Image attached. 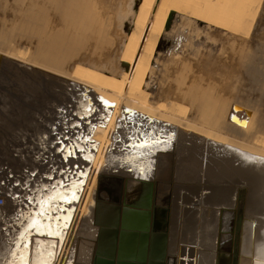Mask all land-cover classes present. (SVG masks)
Wrapping results in <instances>:
<instances>
[{
	"label": "rangeland",
	"instance_id": "374dc122",
	"mask_svg": "<svg viewBox=\"0 0 264 264\" xmlns=\"http://www.w3.org/2000/svg\"><path fill=\"white\" fill-rule=\"evenodd\" d=\"M66 1L0 0V197L5 199L0 206V240L8 236L14 223L10 220L20 215L18 210L34 205L30 198L36 197L38 184L54 187L47 181H61L67 185L87 169L91 181L73 224L70 258L73 256V264H92L102 231L96 215L121 203L111 200V191H118L131 176L164 179L173 155L169 264H198L200 258L199 264H215L219 211L237 209V196L243 189L242 234L247 238L249 221L255 222L254 264H264V151L166 115L167 109L222 130L229 131L230 126L237 129V135L264 144V0H231L227 6L226 0H219L222 8H231L240 20L245 16L250 20L254 7H261L252 33L239 36L206 23L196 24L186 16L170 17L156 41L153 68L148 58L145 63L138 59L140 75L134 88L127 83L134 54L113 53L131 32L140 5L148 12L152 0H92L93 5L91 0ZM70 5L84 7L89 20L96 17L84 22L74 19V30L71 19L60 10ZM145 10L143 14L148 16ZM49 31L55 40L47 65L41 56ZM145 37L150 38L148 33L142 35L144 41ZM135 45L136 40L133 49ZM63 49L69 55L60 54ZM112 51L108 60L93 59L92 52L103 56ZM69 74L73 78L63 77ZM94 86L121 96L133 93L150 106L156 105L155 111ZM86 130H95L96 152L93 146L89 149L92 156L96 154V170L83 156L84 149L78 148L79 137ZM145 142L147 146L141 147ZM64 147L71 152L65 154ZM136 149L138 153L133 154ZM119 167L125 172L123 180L115 177ZM117 179L122 180L120 185ZM98 230L95 239L93 232ZM173 233L179 237L175 239Z\"/></svg>",
	"mask_w": 264,
	"mask_h": 264
},
{
	"label": "bare ground",
	"instance_id": "6f19581e",
	"mask_svg": "<svg viewBox=\"0 0 264 264\" xmlns=\"http://www.w3.org/2000/svg\"><path fill=\"white\" fill-rule=\"evenodd\" d=\"M66 1V0H65ZM73 1V0H72ZM90 1V0H88ZM147 1V0H146ZM251 2L250 0H245V2ZM67 2V1H66ZM85 2V1H84ZM83 2V3H84ZM92 2V0L90 1V3ZM93 2H97L96 0ZM148 2V1H147ZM231 2V0H226V5L227 6L229 3ZM64 4V2H62ZM61 3V4H62ZM72 3V2H69ZM78 3V1H77ZM92 4V3H91ZM91 4H89L88 6H90ZM94 4V3H93ZM92 4V5H93ZM99 5V2L97 3ZM96 4V5H97ZM139 4V3H138ZM250 4V3H249ZM60 5V4H58ZM57 5V6H58ZM67 5V4H66ZM79 5V4H78ZM78 5H70V6H64V8H60V10L63 9V11L65 12V14L71 19V21L69 22V25L71 28H73L74 30L76 29V25H74V19L79 18L82 22H84V20H89V18L86 16L88 15V13L86 14V12L84 10V7H79ZM91 5V6H92ZM86 6V5H85ZM95 6V5H94ZM92 6V7H94ZM60 7V6H59ZM102 7V6H101ZM117 7V6H116ZM128 7V6H127ZM131 7V6H130ZM144 5H140L138 11L136 12V19H135V23L133 28L131 29V32L128 33L127 35L125 34L124 37L125 39L123 42H120V45L118 47V50H116L115 52H109V53H104V55H99L95 52H92V56L93 59H100L101 61H104V59L106 58L107 60L109 59V57L111 56V54L113 53V55L115 54H124V52L129 53L130 51H132V53L134 54V62H132L131 66H132V71L131 74L129 75V80H127L128 85L131 88H134V85H136L137 81L139 80V75H140V65H137L138 68L136 67V63L138 62V59L142 58L141 62L144 61V63L146 62V58H148L147 62L149 63L150 68H153V64H154V59L156 58V50H157V40L159 38H161L163 36V32L164 30H166V23H168V20L170 17H174L175 15H182V16H186L188 18H190L193 22L197 23H206L210 26L219 28L220 30H224L227 31L228 33H232L235 34L236 36H239L243 33L246 34H250L252 27L257 19V16L259 14L260 8L261 7H254V9H256V11L252 14V16L250 17V20L248 18H246V16L243 19H236L237 16L232 12V9L230 8V10H228L227 7H221L219 5V0H152L151 4L148 5V12L147 10H145ZM115 9V8H114ZM113 9V10H114ZM127 9V8H126ZM125 9V10H126ZM132 9V7H131ZM97 10H99L97 8ZM130 11V9H128ZM145 10V14L147 13L148 16H145L144 13ZM89 11V10H88ZM87 11V12H88ZM111 11V10H110ZM121 11V10H120ZM57 12V11H56ZM90 12V11H89ZM95 12V11H94ZM126 12V11H125ZM131 12V11H130ZM97 13V12H96ZM99 13V12H98ZM133 13V12H132ZM100 14V13H99ZM98 14V15H99ZM108 14V13H107ZM118 14V13H117ZM122 14V13H121ZM62 15V14H61ZM97 15V14H96ZM58 16V15H57ZM101 16V15H100ZM56 17V16H55ZM90 17V14H89ZM92 17V16H91ZM90 17V18H91ZM96 17V16H95ZM93 16V19L95 18ZM123 17V16H122ZM67 18V17H66ZM68 18V19H69ZM63 19V18H62ZM92 19V20H93ZM101 19V18H98ZM176 19V18H175ZM174 19V21H176ZM91 20V19H90ZM89 20V21H90ZM91 20V21H92ZM100 22V20H98ZM97 21V22H98ZM249 21V22H248ZM111 22V21H110ZM110 22H105L106 24ZM178 22V21H177ZM183 22V21H181ZM186 22V21H185ZM264 22V21H263ZM112 23V22H111ZM122 23V22H121ZM176 23V22H175ZM96 24V23H95ZM123 24V23H122ZM186 24V23H185ZM99 25V23L97 24ZM96 25V26H97ZM105 25V24H104ZM121 25V24H120ZM124 25V24H123ZM208 25H205L208 26ZM94 26V25H93ZM107 26V25H106ZM110 26V25H109ZM108 26V27H109ZM113 26V25H111ZM110 26V27H111ZM198 26V25H197ZM204 26V25H203ZM100 27V26H99ZM102 27V25H101ZM109 27V28H110ZM96 28V27H95ZM94 28V29H95ZM124 28V27H123ZM261 28V27H260ZM52 29V26H51ZM63 29V28H62ZM93 29V28H92ZM91 29V30H92ZM112 29V28H111ZM182 29V28H181ZM218 29V31H219ZM58 30V29H57ZM123 30V29H122ZM140 30V31H139ZM51 31V30H50ZM47 33L44 41H45V51L44 49H42L44 51H42V57H45V60H43V62L45 64L46 63V57L50 52L51 49V45L53 44L54 40H55V36L53 37V34H51L52 32ZM94 31V30H93ZM105 31L108 30H104V33H106ZM139 31V32H138ZM199 31V30H198ZM259 31V30H258ZM55 32V31H54ZM68 32V31H66ZM114 32V31H113ZM192 32V31H191ZM73 33V32H72ZM93 34V32H91ZM96 33V32H95ZM102 33V32H101ZM109 34V32H107ZM145 33H148V36L150 37L149 39L146 38V41H144L142 39V35L144 37ZM221 33H223L221 31ZM252 33V32H251ZM55 34V33H54ZM190 34V33H189ZM198 34V33H197ZM106 35V34H105ZM104 35V36H105ZM116 35V34H115ZM192 35V34H191ZM203 35V33H202ZM228 35V34H227ZM230 35V34H229ZM234 35V36H235ZM258 35V34H257ZM94 36V35H93ZM107 36V35H106ZM70 37V36H69ZM90 37V36H89ZM95 37H97L95 35ZM103 37V36H102ZM108 37V36H107ZM190 37V36H189ZM198 37V36H197ZM225 37V36H224ZM249 37V36H248ZM94 38V37H93ZM99 38V37H98ZM101 38V37H100ZM107 39L106 37H103V40ZM223 38V37H222ZM221 38V39H222ZM228 38V37H227ZM235 38V37H234ZM90 39V38H89ZM195 39V38H194ZM202 39V38H201ZM248 39V38H247ZM71 40V39H70ZM99 41V39H97ZM102 38L100 39V43H101ZM109 40V39H108ZM111 40V38H110ZM109 40V41H110ZM136 40V45L135 48H132V42ZM151 40H153L155 43H150L152 42ZM224 40V38H223ZM241 40V38H240ZM97 41V42H98ZM108 41V42H109ZM190 41V40H189ZM234 41V40H233ZM243 41V40H242ZM107 42V41H106ZM111 42V41H110ZM228 41H226L225 43H227ZM232 42V41H231ZM241 42V41H240ZM74 43V42H72ZM99 43V44H100ZM103 44H105V41L102 42ZM114 43V40L112 42V44ZM130 43V44H129ZM223 43V41H222ZM242 43V42H241ZM100 44V45H103ZM109 44L110 47L112 48L114 46V44ZM243 44V43H242ZM246 44V43H245ZM112 45V46H111ZM221 45V44H220ZM224 45V44H222ZM237 45V42H236ZM235 45V46H236ZM244 45V44H243ZM248 45V44H247ZM43 46V45H42ZM47 46V47H46ZM229 46V43H228ZM232 46L234 47V44H232ZM241 46V45H240ZM189 47V46H188ZM223 46H221L222 48ZM227 49V45L225 46ZM243 47H246L245 45ZM242 47V48H243ZM235 48V47H234ZM40 49V50H41ZM224 48H222V50H225ZM233 49V48H231ZM244 49V48H243ZM247 49V48H246ZM222 50L220 51L222 53ZM240 51V50H239ZM245 51V50H244ZM243 51V54H244ZM247 52V51H246ZM251 52V51H250ZM10 53V52H9ZM13 53V52H12ZM69 52H66L65 49H63V51L61 50L60 54H64V56H67ZM226 53V51H225ZM103 54V53H102ZM224 54V53H223ZM235 54V53H234ZM242 54V53H241ZM251 54V53H249ZM40 55V54H39ZM222 55V54H221ZM220 55V56H221ZM228 56V55H227ZM247 55H245L246 57ZM24 57V56H23ZM222 57V56H221ZM40 58V57H39ZM40 58V59H41ZM227 58V57H226ZM225 58V59H226ZM242 58V57H241ZM11 59V58H10ZM15 59V58H14ZM22 59V58H21ZM38 59V61L40 60ZM246 59V58H245ZM17 60V59H16ZM42 60V59H41ZM42 62V61H41ZM191 62V61H190ZM242 62V61H241ZM240 62V63H241ZM27 63V62H25ZM40 63V62H39ZM48 65V64H47ZM45 65V66H47ZM41 67V64H40ZM39 67V68H40ZM44 68H48L44 67ZM149 68V69H150ZM50 69V68H49ZM52 69V68H51ZM54 69V68H53ZM56 70V69H54ZM53 71V70H52ZM58 71V70H56ZM60 71L56 72L57 74ZM63 72V71H61ZM66 73V72H65ZM61 75H63L62 73H60ZM68 74V73H66ZM72 75V74H71ZM128 75V73H127ZM74 76V75H73ZM66 78H73L69 76H63ZM75 78V77H74ZM78 78V77H77ZM127 78V77H126ZM150 78V76H149ZM80 79V78H79ZM85 79V78H84ZM82 80V79H81ZM88 81V80H87ZM90 81V80H89ZM148 81V78L144 81V85H146V82ZM84 82V81H83ZM86 82V80H85ZM91 82V81H90ZM94 84V83H92ZM96 85V84H94ZM98 85V84H97ZM103 87V86H101ZM99 86H94L93 88L98 89V90H102L104 92H108L107 90L101 88ZM108 93H111L113 95H118L119 97H122L126 100L132 101L142 107L151 109L153 111H155V109L153 107H155L156 105H154L153 107L150 106L149 103L144 102L143 100H141L140 98H135V97H139V96H135L133 93H131V96H126L124 95H119L117 92H113L112 90ZM130 93V91H129ZM263 93V92H262ZM121 94V93H120ZM261 94V93H260ZM264 95V94H263ZM261 95V96H263ZM263 101V100H262ZM264 103V102H262ZM152 105V104H151ZM158 112V111H157ZM164 112V111H162ZM161 113V111H160ZM165 114V113H163ZM166 115H168L169 117H172L184 124L190 125L192 127H196L199 129H202L204 132H208L210 134H214L216 136H220V137H224V138H228L230 140L242 143V144H246L248 146L251 147H255L260 149L261 151H264V144L255 142V141H251V140H247L245 137L239 136L236 134L237 129L228 126L227 129L229 131L226 130H222L219 129L215 126H212V124L210 125L209 123L203 121V120H195L192 119L188 116L182 115V114H177L174 113L172 111H169L166 109ZM234 132V133H233ZM36 156V155H35ZM171 162L172 165L170 167V169L168 170V176L165 177L164 179H157L156 181H149V180H145L142 178H131V179H125L122 184L119 186L122 192H127L128 190H131V193L134 192L135 189H137L138 187L142 186L143 188H145V190L151 191L153 193V195L155 194V192L161 193L165 195V200H169L170 206L169 208H166L167 210H165V222H166V231H168L169 233V217H170V210H171V203H172V197H170V195H173V189H172V177H173V163H174V156L171 155ZM42 165V164H41ZM48 173V172H47ZM48 177V176H47ZM36 178V177H35ZM111 184V183H110ZM155 188H157V190L155 191ZM123 194V193H122ZM170 194V195H169ZM168 198V199H167ZM153 204V201L151 203V205ZM243 206H244V190H242L241 194H240V202H239V207H238V215H237V220H234V215H232L231 218V223L234 224V222L236 221V230L235 232H233V227L232 224L230 225L231 227V231L228 233V237L229 241L226 240L225 237V233L224 231H221L220 237L218 236V245H217V249H216V259L219 256V264H220V260L221 258L224 256L227 258L228 264H254V259H253V235H254V230H255V222L253 221H249L250 224V232H249V236H247V238H241V225L243 224L244 221V216H243ZM108 209V208H107ZM102 212V211H101ZM221 212L223 213V224L226 221V217H225V213L226 210H221ZM232 214H234L232 211H230ZM103 214V213H102ZM99 217V213L98 215H96V217ZM106 216H110L108 214V210H107V214ZM102 218V216H100ZM222 220V219H221ZM99 225V224H98ZM101 227V226H100ZM220 229V228H219ZM223 229V228H222ZM76 230V229H75ZM74 230V232H75ZM228 232V231H227ZM264 232V231H263ZM236 233V237L234 242L233 240V234ZM244 237V236H242ZM99 239V238H98ZM223 240H226L225 242ZM248 241V245L249 248L246 249L245 245H247ZM98 243V240L96 241ZM233 242V243H232ZM234 245V246H233ZM248 250V251H247ZM95 254V253H94ZM198 259V258H197ZM199 260V259H198ZM216 262V261H215ZM200 263V261L198 262V264Z\"/></svg>",
	"mask_w": 264,
	"mask_h": 264
},
{
	"label": "crops",
	"instance_id": "0c3cea01",
	"mask_svg": "<svg viewBox=\"0 0 264 264\" xmlns=\"http://www.w3.org/2000/svg\"><path fill=\"white\" fill-rule=\"evenodd\" d=\"M79 139L82 142L79 141L78 148L84 149L82 151L83 156L93 164L96 170V154L92 156L89 149L93 146L96 152L95 130L87 131V134L80 136ZM64 149L65 154L71 152L69 147L68 149L64 147ZM131 152L133 154L138 153L137 149ZM137 168V165L133 166L135 175H137L135 173ZM118 169L121 171L119 172ZM122 169L120 167L116 169L115 177H120L123 180L125 172H122ZM131 178L140 177L131 176ZM89 180L91 181L89 177L87 179L86 169L82 173L79 172V175L72 178L67 185L61 181H47L54 184V187L43 182L38 184L37 194L34 193L36 197L30 198L34 205L18 210L20 215L17 214L10 220H13L14 223L8 229V236L6 239L0 240V264H9V262L11 264H24V260L27 261V264H41L42 261L47 260H50L51 264H58V262L60 264H73V256L69 258L72 241L74 242L73 224L77 219L80 201H82L81 197L84 189L90 183ZM117 180H119L120 185L122 180ZM43 187L48 190L43 189ZM12 228L13 230H11ZM49 253H53L54 258H51ZM72 254L74 255V253Z\"/></svg>",
	"mask_w": 264,
	"mask_h": 264
},
{
	"label": "flooded vegetation",
	"instance_id": "af4514ba",
	"mask_svg": "<svg viewBox=\"0 0 264 264\" xmlns=\"http://www.w3.org/2000/svg\"><path fill=\"white\" fill-rule=\"evenodd\" d=\"M136 190H137V193H136ZM156 190H157V188H155V191ZM243 190L245 191V189H243ZM116 191L117 190L111 191L112 195L110 196V198L113 202H117V200H118L121 203L111 204L108 206L107 210H108V213H110V214H115L119 210V212H120V215L118 218L119 219V228H118L119 235L121 237V232L125 231L127 234V237H128V240H126L127 238L125 237V239L123 238V242H121V243L118 242V245H117L118 251L120 250L121 246L124 248H127V249H134L135 253H134V255H132V257L130 258L129 261L133 262L135 264H138L140 262L139 256H138L139 248L143 245V239H146L147 244L149 245L148 246L149 247V254H148V258H147V263H154V261H151V259H150L151 254H153V252H154L153 247L156 248V246L159 245V241L161 239L162 234L167 232V234H168L167 255L169 256V254H170L169 246L171 243V237H170V233H168V231H166L167 226H166V222L164 219L165 210H167L166 209L167 206L165 204V195L161 194V193L156 194L157 192H155V194L153 195V193H152L151 203L153 201V204L148 207V205H147L148 199L147 198L144 199V196L141 197V194L148 193V190H145V188H143L142 186L135 189L134 190L135 193H131V190H128L126 193L122 192L123 194L119 193L120 189L117 192ZM241 192L238 194L237 199L238 198L240 199ZM244 198H245V194H244ZM221 210H226V213H225L226 221L224 222V225L222 226V224H223V222H222L223 221V213L221 211H219V228L220 229H219L218 236L220 237L221 231L223 230L225 233V237H228V233L231 231V227H230V225L232 224L231 218H232V215H234V220H237L238 207H237V209H236V207H235V209H234V207L233 208H221ZM133 211L138 212L139 215L142 214L141 215L142 217L141 216L137 217L136 220L130 222V220H129L131 217L130 214H133L134 213ZM230 211H232L234 214H232ZM140 212H141V214H140ZM144 212H148L151 215L150 224H149V227L147 226V228H144L145 227L144 220H143V213ZM244 214L245 213L243 212V216H244ZM175 216H176V211L173 212V219ZM125 218L126 219L128 218L127 222H126ZM123 223H126L128 228H123ZM232 227H233V232H235L236 221L234 222V224H232ZM244 227H245V225H244V221H243V224L241 225V238L243 236L242 232L244 230ZM109 230L112 233H114L115 228H109ZM248 230H251L250 225L248 227ZM97 232L99 234V230L93 232V237H95V239L97 236ZM111 232H109V237L111 236ZM172 232H173V224H172ZM173 236L175 239H176V237H179L174 233H173ZM235 237H236V233L233 234V240H232L233 242L235 240ZM227 239H229V237L226 238V240ZM226 240H223V241L225 242ZM227 241H229V240H227ZM246 244L247 245H245V247H246V249H248L249 248L248 241ZM217 245H218V237H217ZM217 245H216V249H217ZM216 249H215V261H216L215 264H217V260L219 261V256L216 259ZM192 259H193V257L188 258L189 262H191ZM202 259L200 258L199 261L201 262ZM107 260H109L111 262L113 261L112 258H107ZM168 261L169 260L167 258V260L165 261V264H169ZM172 262H174V260L173 261L171 260L170 263H172ZM203 262H205V258H204Z\"/></svg>",
	"mask_w": 264,
	"mask_h": 264
},
{
	"label": "water",
	"instance_id": "95a60500",
	"mask_svg": "<svg viewBox=\"0 0 264 264\" xmlns=\"http://www.w3.org/2000/svg\"><path fill=\"white\" fill-rule=\"evenodd\" d=\"M106 113L109 114L108 112H106ZM143 196H144V199L145 198L148 199V202H147L148 207L151 206L152 192L148 191V193L141 194V197H143ZM170 197H171V195H170ZM165 204H166L167 208H169V206H170L169 200H165ZM133 212H134L133 214H130L131 215V217L129 219L130 222L136 220L137 217H140L142 215L141 212H140L141 215H139L138 212H136V211H133ZM102 213H103L101 215L102 218L101 217L97 218V222L98 221L100 222L99 225L101 226L102 231H100V234H99V239H98V243H97V253L93 257L92 264H135V263L129 261L130 258L132 257V255H134V253H135L134 249H127V248H124L121 246L120 250L118 251V246H117L118 242H120V243L123 242V238L125 239V237L127 238L126 240H128V237H127V234L125 231L121 232V237L119 235V230H118V228H119V219L118 218L120 215L119 210L115 214L108 213L110 216H106L107 209H105V211L103 210ZM99 218H100V220H99ZM150 218H151V215L148 212L143 213V220H144V224H145L144 228H147V226L149 227ZM127 219H126V222H127ZM109 228H115L114 233H112L109 230ZM123 228H128L126 223H123ZM109 232H111L110 237H109ZM167 239H168V234H167V232H165L161 236V239L159 241V245L156 246V248L153 247L154 252H153V254H151L150 259H151V261H154V263H147V258H148V254H149V247H148L149 245L147 244V240L143 239V245L139 248V252H138V256H139V260H140V262L138 264H165V261L168 258V255H167ZM101 256L103 257V259H101L102 258ZM107 258H112L113 261L111 262V261L107 260ZM217 264H219L218 260H217ZM220 264H228L227 258L223 256L220 260Z\"/></svg>",
	"mask_w": 264,
	"mask_h": 264
},
{
	"label": "snow or ice",
	"instance_id": "6c2138e0",
	"mask_svg": "<svg viewBox=\"0 0 264 264\" xmlns=\"http://www.w3.org/2000/svg\"><path fill=\"white\" fill-rule=\"evenodd\" d=\"M141 147L147 146V142H145L144 144L140 145ZM253 159V158H250ZM261 163H264V160H261ZM63 198V197H62ZM73 198H75V195H73ZM12 255H15V253H12ZM51 258H54V254L53 253H49L48 254ZM21 259H24L23 257H21ZM9 264H11V262H9ZM24 264H27V261L24 260ZM41 264H51L50 260L47 261H42Z\"/></svg>",
	"mask_w": 264,
	"mask_h": 264
},
{
	"label": "built area",
	"instance_id": "2783aa9c",
	"mask_svg": "<svg viewBox=\"0 0 264 264\" xmlns=\"http://www.w3.org/2000/svg\"><path fill=\"white\" fill-rule=\"evenodd\" d=\"M4 203H5V199L3 198V197H0V206H3L4 205ZM72 243H73V241H72ZM71 249H73V244H72V248ZM70 258V257H69ZM61 261V260H60ZM64 261V260H63ZM58 264H60L59 262H58Z\"/></svg>",
	"mask_w": 264,
	"mask_h": 264
},
{
	"label": "trees",
	"instance_id": "16d2710c",
	"mask_svg": "<svg viewBox=\"0 0 264 264\" xmlns=\"http://www.w3.org/2000/svg\"><path fill=\"white\" fill-rule=\"evenodd\" d=\"M69 55V54H68Z\"/></svg>",
	"mask_w": 264,
	"mask_h": 264
}]
</instances>
